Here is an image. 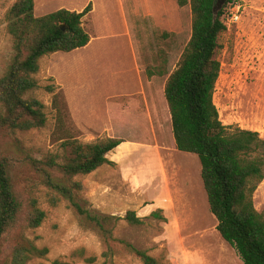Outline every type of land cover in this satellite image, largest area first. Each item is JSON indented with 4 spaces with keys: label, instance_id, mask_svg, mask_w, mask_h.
<instances>
[{
    "label": "rangeland",
    "instance_id": "374dc122",
    "mask_svg": "<svg viewBox=\"0 0 264 264\" xmlns=\"http://www.w3.org/2000/svg\"><path fill=\"white\" fill-rule=\"evenodd\" d=\"M14 1L0 0V77L12 55L5 14ZM33 1L35 16L62 7L81 11L89 1L95 11L82 18L90 36L86 46L46 54L38 61L34 74L38 88L29 95L43 103L45 125L26 130L0 127V156L7 158L12 190L19 202L16 218L0 245V264H7L20 234L48 250L27 264H53L55 260L64 264H142L120 239L146 250L160 264H243L216 230L198 157L176 149L166 118L163 88L191 35L189 2ZM234 2L242 4L240 16L237 21L230 19L231 3L222 17L226 27L218 37L220 69L213 101L224 125L254 130L264 138V0ZM122 6L129 10L128 28ZM148 68H161L166 74L148 77ZM48 86H54L53 91ZM142 91L150 104L155 102L150 107L154 127L138 120ZM105 137L126 141L107 153L113 164L77 174L72 180L82 183L80 194L94 213L123 216L133 210L143 220L139 226L119 220L112 227L114 239L109 245L80 224L68 201L43 182L41 172L31 163L48 158L61 163L68 155L65 141L95 142ZM51 173L63 179L57 168ZM252 200L256 210L264 208V179ZM32 204L45 212L35 228L27 225ZM156 210L164 219L150 215Z\"/></svg>",
    "mask_w": 264,
    "mask_h": 264
},
{
    "label": "trees",
    "instance_id": "16d2710c",
    "mask_svg": "<svg viewBox=\"0 0 264 264\" xmlns=\"http://www.w3.org/2000/svg\"><path fill=\"white\" fill-rule=\"evenodd\" d=\"M178 2L180 5L189 2L191 35L163 88L175 147L198 157L209 210L217 221L216 230L221 238L234 248L243 264H264V208L256 210L252 200L253 192L264 179V138L254 130L224 125L213 101L220 69L216 58L218 37L226 27L222 17L234 0H225L216 17L214 0ZM33 8V0H15L5 14L6 30L12 37V55L0 77V127L26 130L44 126V105L29 95L38 88L34 74L39 69V59L56 51L84 47L90 40L82 25L83 16L92 9L90 1L81 11L62 7L41 16H35ZM164 74L166 71L161 68L146 69L148 77ZM47 88L53 91L54 86ZM121 142L122 139L114 137L95 142L67 140L64 146L68 155L63 162L54 158L31 160L41 172L43 182L68 201L80 224L95 231L106 244L114 239L112 227L119 220L133 226L141 225L143 220L133 210L123 216L94 213L80 194L82 183L72 178L103 164H113L107 153ZM7 162V158L0 156V245L19 209ZM54 168L63 179L53 177ZM150 215L164 219L159 210ZM44 217L45 212L32 204L27 225L38 227ZM118 242L142 264H160L146 250L122 239ZM47 251L20 234L7 264H27L33 256H44ZM53 264L64 263L55 260Z\"/></svg>",
    "mask_w": 264,
    "mask_h": 264
},
{
    "label": "crops",
    "instance_id": "0c3cea01",
    "mask_svg": "<svg viewBox=\"0 0 264 264\" xmlns=\"http://www.w3.org/2000/svg\"><path fill=\"white\" fill-rule=\"evenodd\" d=\"M133 8L134 7L131 8L132 12L135 9V8L134 9ZM76 11H78V10H76ZM91 11L92 12L95 11V5L92 6ZM128 13H129V10L125 9L124 6H122V14H123V16H124V18L126 20L127 28H128V21H127ZM135 13H138L137 9H136ZM131 50H132V55H133L134 68H135L137 66V62H136V54L134 52V48H133L132 44H131ZM133 52H134V54H133ZM142 95H143L144 102H141L140 105H139L140 106V108H139L140 114L138 116V120L140 121V123H143L145 125H151V127H152L153 126V119H152V115H151V112H150V107H151V104H153L155 106V102L152 99L153 103L150 104L149 96L145 93V91H142ZM151 97H153V96H151ZM163 99L165 100V98H163ZM165 103H166V100H165ZM166 118L168 119V121L171 124L170 114H169L167 103H166ZM170 128H171V126H170ZM125 142L126 141H123L119 145H121V144H123Z\"/></svg>",
    "mask_w": 264,
    "mask_h": 264
},
{
    "label": "built area",
    "instance_id": "2783aa9c",
    "mask_svg": "<svg viewBox=\"0 0 264 264\" xmlns=\"http://www.w3.org/2000/svg\"><path fill=\"white\" fill-rule=\"evenodd\" d=\"M242 4L239 2H233L232 3V10L230 11V19L232 21H237L239 19L240 16V8H241Z\"/></svg>",
    "mask_w": 264,
    "mask_h": 264
},
{
    "label": "water",
    "instance_id": "95a60500",
    "mask_svg": "<svg viewBox=\"0 0 264 264\" xmlns=\"http://www.w3.org/2000/svg\"><path fill=\"white\" fill-rule=\"evenodd\" d=\"M225 0H214L213 16L216 17L218 10L222 7Z\"/></svg>",
    "mask_w": 264,
    "mask_h": 264
}]
</instances>
